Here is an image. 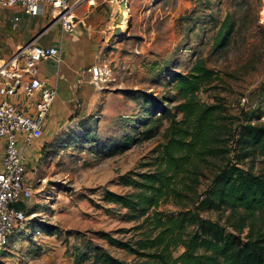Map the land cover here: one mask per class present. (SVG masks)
<instances>
[{
	"label": "rangeland",
	"instance_id": "1",
	"mask_svg": "<svg viewBox=\"0 0 264 264\" xmlns=\"http://www.w3.org/2000/svg\"><path fill=\"white\" fill-rule=\"evenodd\" d=\"M88 6L95 7L94 17L103 12L95 24L102 39L95 65L103 77L91 82L85 75L76 119L71 117L45 144L30 183L33 196L21 204L27 220L10 238L0 264H93V254L79 263L77 254L94 248L138 262L100 234L136 240L146 230L136 229L142 219L130 221L127 210L105 202L103 193L127 194L130 188L119 185L118 178L151 170L142 165L152 161L151 151L163 143L169 121L150 116L147 104L153 100L173 108L174 74L187 72L195 60L216 72L213 83L197 95L201 102H220L225 118L264 126V0H101L97 5L92 0ZM225 20L231 35L224 46L215 47ZM146 118L155 121V137L142 140L137 134L142 129L134 122ZM127 135H136V143L112 152ZM223 164L216 159L204 168L199 192ZM243 166L258 173L263 165L255 158ZM164 209L175 208L168 204L160 207ZM228 215L227 210L202 213L232 231L236 218L228 222ZM249 229L253 237L262 235L264 215L248 221L243 237Z\"/></svg>",
	"mask_w": 264,
	"mask_h": 264
},
{
	"label": "trees",
	"instance_id": "2",
	"mask_svg": "<svg viewBox=\"0 0 264 264\" xmlns=\"http://www.w3.org/2000/svg\"><path fill=\"white\" fill-rule=\"evenodd\" d=\"M231 29L225 20L215 47L228 42ZM215 79L216 72L199 59L187 72L174 74L176 105L168 108L153 100L147 104L150 116L169 121L163 143L151 151L152 161L142 165L151 170L120 176L119 185L131 190L127 194L103 193L105 202L127 210L130 221L142 219L136 229L146 230L136 240L122 242L100 234L110 246L127 251L138 262L127 263L94 248L77 254L78 263L90 253L93 264H264V233L253 237L249 229L242 236L252 217L264 215V126L237 116L225 118L220 102H201L197 95ZM143 120L133 122L138 121L142 129L138 137L149 140L155 137V121ZM135 141L136 135H127L111 150L124 152ZM255 158L263 165L258 173L243 166ZM216 159L224 164L199 192L204 168ZM168 204L175 209L160 210ZM222 210L229 212L226 221L236 218L230 224L232 231L202 217V213Z\"/></svg>",
	"mask_w": 264,
	"mask_h": 264
},
{
	"label": "built area",
	"instance_id": "3",
	"mask_svg": "<svg viewBox=\"0 0 264 264\" xmlns=\"http://www.w3.org/2000/svg\"><path fill=\"white\" fill-rule=\"evenodd\" d=\"M92 0H0V10L16 8L27 17L55 19L59 27L56 52L52 48L30 43L7 61L0 63V141L3 152L0 164V255L10 238L23 227L27 218L17 208L33 196L31 184L25 180L26 150L43 137L44 123L57 97V87L50 85L39 73L43 62L61 63V49L65 35L73 34L77 25L76 6ZM13 27L19 17L13 18ZM91 82L101 80V68L92 65L85 71ZM22 93L34 101V112H23L6 99ZM78 103V101H76ZM79 105V104H78Z\"/></svg>",
	"mask_w": 264,
	"mask_h": 264
},
{
	"label": "crops",
	"instance_id": "4",
	"mask_svg": "<svg viewBox=\"0 0 264 264\" xmlns=\"http://www.w3.org/2000/svg\"><path fill=\"white\" fill-rule=\"evenodd\" d=\"M93 1L96 5L101 2V0ZM85 5L89 4L82 3L74 9L77 25L73 34L65 35L63 39L60 53L61 63L51 60L39 66L40 75L50 85L57 87V97L45 120L42 141H38L41 144L34 142L25 152L27 165L25 180L29 184L35 175L36 162L45 152L44 148L47 147L45 144H48L55 134L66 126L71 117L73 121L76 119L74 116L79 106L76 101H79V97L84 94L82 83L86 75L85 71L95 65L97 52L102 45L99 35L101 32L96 30L97 25L95 24L99 17H103V12L100 11L98 16L94 17L95 7L85 8ZM15 16L19 17V22L14 28L12 21ZM49 22L50 20L42 16L27 17L18 12L16 8L0 10V63L9 60L29 42L37 46L52 48L56 52L59 27L57 25L47 27ZM41 30H43L42 34L37 37ZM6 100L25 113L34 112L35 102L27 99L20 92ZM2 152L3 142L0 141V164ZM17 208L23 210L21 205Z\"/></svg>",
	"mask_w": 264,
	"mask_h": 264
},
{
	"label": "water",
	"instance_id": "5",
	"mask_svg": "<svg viewBox=\"0 0 264 264\" xmlns=\"http://www.w3.org/2000/svg\"><path fill=\"white\" fill-rule=\"evenodd\" d=\"M54 22H55V19L51 20V21L48 23L47 27L53 25ZM42 32H43V30L37 35V37H38L40 34H42ZM30 43H31V42L27 43V44H26L25 46H23L22 48L27 47ZM22 48H20V50H21Z\"/></svg>",
	"mask_w": 264,
	"mask_h": 264
},
{
	"label": "bare ground",
	"instance_id": "6",
	"mask_svg": "<svg viewBox=\"0 0 264 264\" xmlns=\"http://www.w3.org/2000/svg\"><path fill=\"white\" fill-rule=\"evenodd\" d=\"M125 23H126V22L124 21L122 28H124ZM122 28H121V29H122ZM114 36H115V35H114ZM116 36H117V35H116Z\"/></svg>",
	"mask_w": 264,
	"mask_h": 264
}]
</instances>
